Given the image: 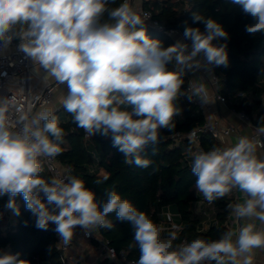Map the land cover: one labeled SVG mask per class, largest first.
Instances as JSON below:
<instances>
[{
    "label": "clouds",
    "instance_id": "clouds-1",
    "mask_svg": "<svg viewBox=\"0 0 264 264\" xmlns=\"http://www.w3.org/2000/svg\"><path fill=\"white\" fill-rule=\"evenodd\" d=\"M230 2L254 21L245 25L248 34L264 33V0ZM115 3L0 0V52L18 40V50L32 61L34 72L38 68L58 85L66 84L63 108L79 128L90 136L111 135L125 163L147 168L151 161L139 153L160 143L162 129L175 128L173 118L182 111L175 103L178 97L209 103L203 83L190 81L191 94L183 90L184 77L204 65L228 67L227 44L214 41H226L229 33L217 20L193 13V24H203V31L185 26L184 39L164 47L149 37L145 19L130 0L109 7ZM185 40L191 41L190 51ZM14 102V97L0 98V196H9L5 207L16 216L20 208L15 198L22 196L35 227L47 230L49 223L55 224L63 244H70L77 227L86 234L98 227L111 228L106 217L114 212L134 230L140 253L136 264H252L253 249L264 248V228L247 223L238 233L227 231L214 241L197 238L173 249L175 232L162 239L163 228L115 190L106 193L101 207L83 180L40 176V158L61 153L64 130L51 108L31 118L22 115V127L16 130L7 116ZM191 157L196 189L209 204L239 189L246 200L228 207L237 218H255L264 225V159L257 157L253 140L241 137L234 146H214L191 152ZM0 264L26 261L19 259V253H4Z\"/></svg>",
    "mask_w": 264,
    "mask_h": 264
},
{
    "label": "trees",
    "instance_id": "trees-1",
    "mask_svg": "<svg viewBox=\"0 0 264 264\" xmlns=\"http://www.w3.org/2000/svg\"><path fill=\"white\" fill-rule=\"evenodd\" d=\"M122 2L116 0L109 7H117ZM142 7L144 12H151L153 19L164 28L182 34L185 26L200 27L203 31V24H193V13L221 23L229 33V38L214 43L227 44L229 64L228 67L211 65L213 74L218 78V92L225 96L231 107L245 112L256 126L264 124V120L260 119L264 116V33L251 35L245 31V25L254 22L250 16L244 15L230 0H142ZM146 29L149 37L162 41L164 47L176 43L167 33L151 27ZM184 80L183 90L187 91L188 75ZM175 103L182 110L173 119L175 128L171 132L162 129L160 143L150 144L139 153L142 159L151 161L147 168L125 163L124 154L113 146L111 135L105 137L97 133L86 138L70 113L66 121H58L59 127L64 130V137L60 145L62 151L57 155L71 176L83 180L85 187L95 192L101 207L107 200L106 193L115 190L157 226L165 222L166 212H177L181 228L172 242L173 249L197 238L218 240L229 231L227 220L232 209L228 206L235 203V198L226 194L208 204L205 212H212L215 222L209 228L202 227L206 214L193 208L201 196L191 169V152L195 151V142L188 137V133L202 126L206 117L202 109L186 96H179ZM178 132L180 137L177 141L175 136ZM199 142L205 151L214 146L222 148L220 141L209 133L201 134ZM40 176L51 178L43 168ZM15 199L20 215H15V221L8 223L7 213L11 210L5 205L9 196H0V212L3 214L0 222V252L8 247L13 255L19 253V259L25 260L26 264H64L62 257L66 256L59 246L55 224L49 223L47 230L36 228L35 218L26 209L22 196L18 195ZM106 219L112 227H100L101 235L118 252L123 251L128 258L139 260V248L135 245L132 226L118 220L114 212ZM98 264L117 263L104 257ZM203 264L214 262L206 261Z\"/></svg>",
    "mask_w": 264,
    "mask_h": 264
},
{
    "label": "built area",
    "instance_id": "built-area-1",
    "mask_svg": "<svg viewBox=\"0 0 264 264\" xmlns=\"http://www.w3.org/2000/svg\"><path fill=\"white\" fill-rule=\"evenodd\" d=\"M143 18L145 19L146 28L151 27L167 33L168 35H172L174 30L164 28L156 19H153L151 12H143ZM18 43L19 41L14 39L12 41V44L15 46L14 50L0 56V98H15V102L9 107L7 116L10 125H14L16 130L22 127V123H20V117L22 115H27L31 118L39 106L49 104L53 99V87L46 85L44 88H39V79L32 72L34 65L29 58L25 57V55L18 50ZM212 83L215 87H218V78L215 74L212 75ZM187 91L191 94L190 85H188ZM217 98L222 102H226V98L222 94L218 93ZM191 102L198 105L202 111L204 109H211L212 107L195 99V97ZM240 116L242 119H249V116L243 111H240ZM261 129H264V124L262 126H255L251 134L242 137H247L248 139L253 140L257 146L264 148V131ZM233 131L234 129L231 126H222L219 120L214 118L211 122L206 121L202 126L192 129L188 133V137L195 142L194 152L199 150L205 151L199 142L201 134L209 133L218 141H221L223 138L230 136ZM84 136L86 138L91 137L85 132ZM175 137L178 141L180 133H176ZM40 163L41 167L50 174L51 178L56 177L64 179L67 176H71L68 168L59 162L57 156L51 158L41 157ZM228 195H232L235 198V203L233 205L237 204L236 189H232ZM2 216L3 214L0 212V222ZM238 219L239 218H237L231 210L228 216L227 225L232 224ZM5 227L6 226H2V228ZM82 231L83 236L86 239L98 243L101 250L106 253L111 261H114L117 264H136L138 261L134 258H128L125 252H118L115 247L111 246L109 241L101 235L100 227L92 230L91 234H86L84 230ZM182 244H184V242L181 243L180 246ZM4 253L12 254L8 247L3 248L0 255ZM62 261L64 264H68L66 257H62Z\"/></svg>",
    "mask_w": 264,
    "mask_h": 264
},
{
    "label": "crops",
    "instance_id": "crops-1",
    "mask_svg": "<svg viewBox=\"0 0 264 264\" xmlns=\"http://www.w3.org/2000/svg\"><path fill=\"white\" fill-rule=\"evenodd\" d=\"M131 6L136 10L143 18V7L142 0H130ZM174 40H183V34L177 30H174L171 35ZM185 43L189 44V51L191 50V41L185 40ZM15 48L14 44L11 45L0 52V56L13 51ZM202 60V58H200ZM34 66L32 68L33 74L39 79V88H44L46 85L53 87V99L49 104L39 106L35 114L43 111L46 108H51L53 110V115L57 117L58 121H66L69 118L68 112L63 108L62 100L66 95L67 86L58 85L55 80L51 77L45 76V74L37 68L34 72ZM189 77V82H195L196 84L203 83L209 94L208 105L212 106L211 109H204L203 112L206 117L207 122H211L214 118H217L222 126H231L234 131L230 136L223 138L220 143L222 148L234 146L238 140L244 136L249 135L253 132L255 124L250 118L248 120L242 119L240 116V111H237L229 105V103L222 102L217 98L218 87L212 83L213 70L212 66L204 65V67L197 70L195 73H187ZM34 114V115H35ZM174 119V118H173ZM256 155L260 159H264V148L256 145ZM237 193V203H244L246 196L239 189H236ZM201 199L194 203V210L197 212H204L206 214L205 220L203 221L202 227L204 229L209 228L215 222V218L212 212H205L208 203L204 199L202 193H200ZM170 214V218H169ZM8 223H13L15 221V215L13 212L7 213ZM165 222L161 223L159 226L163 228L161 233L162 239H168L170 233L175 232V234L180 230L181 224L179 215L177 212L170 210L165 214ZM247 223H253L256 228H264V225L255 218L252 219H238L232 224L228 225L229 231L238 233L240 227ZM59 244L66 256L68 264H98L104 257H107L106 253L101 250L100 246L93 240L86 239L83 236V231L79 227L74 230L73 238L70 244L65 245L59 240ZM180 246V245H179ZM252 264H264V248L253 249L251 253ZM204 261L203 263H205Z\"/></svg>",
    "mask_w": 264,
    "mask_h": 264
},
{
    "label": "rangeland",
    "instance_id": "rangeland-1",
    "mask_svg": "<svg viewBox=\"0 0 264 264\" xmlns=\"http://www.w3.org/2000/svg\"><path fill=\"white\" fill-rule=\"evenodd\" d=\"M71 264V263H70Z\"/></svg>",
    "mask_w": 264,
    "mask_h": 264
}]
</instances>
